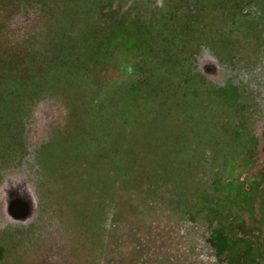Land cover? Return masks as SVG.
<instances>
[{"label": "rangeland", "instance_id": "rangeland-1", "mask_svg": "<svg viewBox=\"0 0 264 264\" xmlns=\"http://www.w3.org/2000/svg\"><path fill=\"white\" fill-rule=\"evenodd\" d=\"M0 264H264V0H0Z\"/></svg>", "mask_w": 264, "mask_h": 264}]
</instances>
